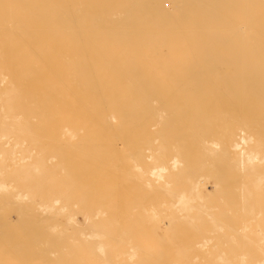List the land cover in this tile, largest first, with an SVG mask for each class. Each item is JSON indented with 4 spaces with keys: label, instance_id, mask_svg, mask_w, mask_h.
Returning <instances> with one entry per match:
<instances>
[{
    "label": "bare ground",
    "instance_id": "bare-ground-1",
    "mask_svg": "<svg viewBox=\"0 0 264 264\" xmlns=\"http://www.w3.org/2000/svg\"><path fill=\"white\" fill-rule=\"evenodd\" d=\"M193 114L206 119L193 126L188 123ZM152 119L157 134L142 141L151 164L142 166L146 157L141 164L135 147L129 154L143 188L154 192L161 182L156 196L149 192L161 200L146 205L155 220L150 219V230L144 224L146 239L158 241L157 227L166 237L179 222V215L164 212L168 208L182 211L196 233L209 215L210 232L226 234L227 245L223 250L213 245L206 264H264V0H0V231L11 226L25 231L14 246L30 248L42 235L36 240L42 258L58 252L56 247L66 249L62 240L73 234L67 225L79 222L75 214L82 212L91 227L82 233L97 239L88 262L124 264L116 261L118 250L108 257L116 238L106 241L105 224L93 219L107 212L109 199L119 198L123 188L118 180L104 186L119 160L116 165L103 152L147 135L156 125ZM196 144L207 157L221 155L207 175L198 176L201 160L186 167L187 190L173 171L190 163L187 153ZM70 149L77 155L67 154ZM227 168L235 178L231 184L221 181ZM207 180L213 190L203 194L199 184ZM212 194L220 202L235 194L241 200H225L224 210L214 216L204 202ZM46 214L49 218L42 217ZM61 214L66 228L58 222ZM221 215L234 221L224 223ZM81 224L75 227L79 234ZM32 229L41 231L28 235ZM56 229L67 233V240H60ZM116 237L119 243L122 238ZM153 240L131 245L128 259L139 255L135 264H152L153 252L166 247ZM209 240L205 235L197 244ZM190 250L178 247V257L187 258Z\"/></svg>",
    "mask_w": 264,
    "mask_h": 264
},
{
    "label": "rangeland",
    "instance_id": "rangeland-1",
    "mask_svg": "<svg viewBox=\"0 0 264 264\" xmlns=\"http://www.w3.org/2000/svg\"><path fill=\"white\" fill-rule=\"evenodd\" d=\"M170 17V16H169ZM171 19V18H170ZM104 20H106L105 18H104ZM178 105V104H177ZM204 105H201V104H198V105H196V107H203ZM217 106H220V105H217ZM229 106H231V105H229ZM204 107H206V105L204 106ZM227 107V106H226ZM232 108V107H231ZM193 116H195V117H193ZM206 115L204 114V115H199V116H197L196 114H193L192 116H190V119L188 120V123L189 124H191V125H193V126H196V125H198V122L200 121V120H204V119H206V117H205ZM199 117V118H198ZM143 117L141 116V119H142ZM192 121H193V123H192ZM151 124H153L154 123V119H152L151 121ZM157 121L155 120V123L154 124H156V125H152V127H151V131H149L148 133H147V135H146V133L145 134H143V135H141V136H138L139 138H136L135 140H132V141H130L129 143H128V145H126V146H124V147H119V148H116V149H118L117 151L115 150V149H113L112 147H106L105 148V152H103L104 154H106V155H108V159H114V162H115V164H116V162L119 160V162H117V164L121 167L122 166V163L124 162V164H123V168L121 167V169L119 170V166L117 165V168L114 170L115 171V173H114V171H113V169H111V172H110V175H109V177L106 179V184H104V186L105 185H107V188H109L110 187V185H109V183L111 184V182H114V183H116V182H118L119 181V186L121 187L122 185V189H120V190H118V194L116 193V195H118L119 196V198L116 196V200H113V198H111V201L113 202H111L110 201V199H109V205H108V210H107V212H105L104 214H100V215H94V216H96V217H93V219H94V221H96L97 222V224H105V231H106V236L104 237L105 238V240L107 241L108 240V242L110 241V240H112L113 239V237L114 238H116V239H113V241H114V245H113V247H112V245L111 244H109V247H110V249H111V252H109L108 253V257H110V259H113V257H115L114 256V254H113V251H115V250H118L119 252H121V255H120V257L118 256L117 257V260L116 261H122V262H124V264H135V263H137L138 262V260L140 259L139 258V255L138 256H134V258H132L131 259V261L129 260L130 259V257H128V249L130 248L131 249V245L132 246H138V245H140L141 246V244H142V241H145V242H148L149 244H150V241L149 240H153V239H150L149 238V235H148V238H149V240L148 239H146L147 238V236H145V233H143V232H145L146 230H148L147 229V227L146 226H148V228L150 227L148 224H151L150 222H151V220L150 219H152V218H150L149 217V215L146 213L147 211H148V208H146V205H147V207L149 206H151V205H153V204H156L159 200H161V199H158V198H156V197H154V195L156 196V194H157V185L158 184H160L161 182H157V183H155L154 185V187H156L155 189L156 190H154V192H153V189L152 190H150V189H148V188H143L142 186V183H141V179H139L140 178V176L138 175L139 173H138V170L137 169H135L134 170V167H132L133 166V162L131 161V160H129V154H131L132 153V151H133V149H134V147L135 148H137L138 149V151H139V160H142V159H144L146 156H144V154H148L149 152L151 153V151H148V150H144L143 151V148H142V146H144V144L142 143V141L144 140V139H146V138H149V137H151V138H154L153 136H156V131H154L155 129V127L156 128H158V126H157V123H156ZM196 122V123H195ZM159 125V124H158ZM153 133H155V135H153ZM150 135V136H149ZM145 136H147V137H145ZM109 137V138H108ZM145 137V138H144ZM202 137V136H201ZM105 138H107L108 140L109 139H112V136L111 135H106L105 136ZM126 138V137H125ZM141 138V139H140ZM140 140V141H139ZM135 143V144H134ZM141 144V145H140ZM138 146V147H137ZM131 147V148H130ZM111 149H113L112 151H111ZM125 149V150H124ZM129 149V150H128ZM142 149V150H141ZM121 150V151H120ZM126 150H128V152H130V153H128ZM194 151H191L190 153H187V160H189L190 161V163H186V164H183V166H181V168H179V169H176V170H174L173 172L175 173V172H177L178 174H174L176 177H180L181 176V180H179V184H180V186L182 187V186H185L186 187V189L188 190V188L189 187H191V185H188L187 184V182L186 181H183V177H184V174H186V172H187V168L186 167H188V166H190L192 163H196L198 160H201L202 161V167H201V165L199 166L198 165V167L200 168V169H202V171H200V173H198L199 175L198 176H200V175H207L208 174V171L214 166V165H216V163L218 162V158H217V156H220L221 155V152H218V151H215V152H212V154L214 155L215 154V156H213V155H210V156H208L207 157V152H205L204 150H202V148H200L197 144L195 145V148L193 149ZM71 151V152H70ZM108 151H110L109 153H106V152H108ZM123 151V152H122ZM146 151V152H145ZM70 152V153H69ZM72 152H74V155H77V151H73V150H69V151H67V154H69V155H73V153ZM118 152H121V154H122V156H121V154L119 153L118 154ZM76 153V154H75ZM114 153V154H113ZM127 154V155H126ZM201 155H203V156H201ZM123 156H124V158L126 159H124L123 158ZM144 156V157H143ZM206 156V157H205ZM213 156V157H212ZM143 157V158H142ZM201 157V158H200ZM120 158V159H119ZM142 158V159H141ZM193 158H194V160H193ZM147 159V160H146ZM145 161H140L141 162V164L143 163V162H145V163H143L142 164V166L143 167H146V165L148 166L149 164H151V159L150 158H145L144 159ZM125 161H127V162H125ZM130 161H131V164H130ZM216 162V163H215ZM149 163V164H148ZM211 163V164H210ZM128 165V166H127ZM129 166H131V167H129ZM184 167V168H183ZM137 168V167H136ZM119 170V171H118ZM124 171V172H126L127 173V170H128V173L127 174H125V173H123V172H120V171ZM126 170V171H125ZM130 170L132 171V172H130ZM179 170H180V172H179ZM120 173V174H119ZM183 173V174H182ZM115 174H118V175H115ZM121 174H122V176H121ZM232 174H233V172H231V169L229 168H227L226 169V175H225V178L224 177H222L221 178V181H222V183H225V184H231L232 182H233V180L235 179V178H232ZM135 177H134V176ZM116 176H117V178H118V176H119V178L117 179L116 178ZM129 177H131V180L133 181H131L130 179H129ZM133 178V179H132ZM127 179H129V180H127ZM137 179V180H136ZM223 179V180H222ZM233 179V180H232ZM118 180V181H117ZM125 180V181H124ZM127 180V181H126ZM136 181V183H135V181ZM229 180V181H228ZM129 181V183H127ZM131 181V182H130ZM139 181H140V183H139ZM125 183V184H121V183ZM207 183V185H205V184H203V183H200L199 184V188H200V190L202 191V193L203 194H206L207 193V191L209 192V193H211V191L213 190L212 188H213V184H212V182L210 181V180H207L206 181ZM132 183V184H131ZM135 183V184H134ZM134 184V185H133ZM187 184V185H186ZM212 184V185H211ZM129 185H131V186H129ZM210 185V186H209ZM126 186H128V187H126ZM136 186V187H135ZM141 186V187H140ZM189 186V187H188ZM208 186V187H207ZM134 187L136 188L135 190H134ZM126 188V189H125ZM128 188V189H127ZM207 188H209V189H207ZM141 189H145V190H143L144 191V194H146V195H143L142 194V192H141ZM210 189H211V191H210ZM123 191H124V193H123ZM139 191V192H138ZM150 191H152V193L154 194V195H151V193L149 194V192ZM127 192H128V195H127ZM140 193V194H139ZM149 195H148V194ZM131 194V195H130ZM237 194H235V197L234 196H232L231 195V198H226V199H222V201L220 202L218 199H215V196H214V194H212L211 196L209 195V196H206V199H204V202L205 203H207V205H209L210 206V209H209V211L211 212V213H213V215L214 216H216V214H218V213H220L222 210H224V207H225V200H226V203H227V201H229L230 203H233L234 201H236L237 203H240V201L239 200H241L240 198H238V197H240L241 195H239L238 194V197L236 196ZM121 196H122V198H121ZM157 196H159V197H164V194H160V195H157ZM135 197H137V198H135ZM145 197V198H144ZM134 198V199H133ZM144 198V199H143ZM213 198V199H212ZM234 198V199H233ZM236 198H237V200H236ZM115 199V198H114ZM122 199V200H121ZM156 199V200H155ZM108 200V199H107ZM107 200H106V202H107ZM131 200V201H130ZM136 200V201H135ZM128 201V202H127ZM139 201V202H138ZM239 201V202H238ZM37 202H39V201H37ZM121 202V203H120ZM123 202V203H122ZM149 202V203H148ZM151 202V203H150ZM210 202V203H209ZM211 202H213V203H211ZM236 202H234L233 204H236ZM115 204V205H114ZM214 205V206H213ZM119 206V207H118ZM143 206V207H142ZM114 207V208H113ZM215 207V208H214ZM125 208V209H124ZM212 208V209H211ZM111 209V210H110ZM119 210V211H118ZM125 210V211H124ZM169 210V211H168ZM168 210H166V211H164V212H167V214H172V212H173V214L171 215V216H173V217H176L177 215H179V218H181V219H178L177 221H179V222H177V224L179 223L180 224V226H179V224L177 225L176 224V226L174 227V229L173 230H170L171 231V233H170V231H168L167 232V234H166V237H165V235H160V234H163L160 230H161V228L159 227H157L156 228V232H158L159 234H158V236H157V238H156V240H158L159 241V238L161 239V238H164V239H162V240H160V242L162 241L163 243L162 244H164V246L166 245V247H158V249L157 250H155L154 252H153V254L154 255H151L150 256V261L152 262V264H159V262L162 260L163 262H165V261H171V262H173V261H178V262H180V264L182 263L183 264V262H185L186 260H188V261H190L191 262V264H206V263H208L209 261H210V257H204V256H206L207 254H209V253H213V252H215V248L213 247V245H215V244H219L220 246H221V250H223L224 249V247H225V245H227V243H226V234H225V236H224V234H222V233H219V235L218 236H215V233H211L210 232V229H211V225H212V217L211 216H207V215H205V216H203L204 218H203V221H202V226H204V227H202L201 229L202 230H200L198 233H196L199 229L192 223V224H189V223H187V221L186 220H184V217L182 216L183 215V213H182V211H180V210H176V209H170V208H168ZM171 210V211H170ZM174 210V211H173ZM176 210V211H175ZM178 211L180 212V214L178 213ZM78 212V211H77ZM119 212V213H118ZM124 212V213H123ZM169 212V213H168ZM81 213V214H80ZM178 213V214H177ZM78 214V215H77ZM111 214V215H110ZM140 214H142V215H140ZM107 215V216H106ZM140 216V218H138L139 216ZM143 215H145V216H143ZM75 216H77V219L78 220H80L81 221V219H82V224L80 223V221L78 222H76V220L74 221V222H76V223H72L71 225H70V223L65 227V224H64V222L66 223V216L64 215V214H61V215H59V217H58V222L60 223V224H62V222H63V224H64V227L67 229V233L69 232V231H72V233L71 232H69V235L70 234H72V235H70L71 237H69L68 238V236H66L67 235V233L64 235V234H62L63 232H61V234L58 232V234H57V231L59 230V229H61L62 231H63V229H62V225L61 226H59L58 227V230L56 229V233H54V234H57L58 235V237L60 236V240H62V238L64 237L65 238V236H66V240H67V238H68V241H65L64 239L62 240V241H64V242H67L68 244H66L65 243V245H69V246H67L68 248H66V249H61L60 251H59V247H56L57 249H58V252H56L55 251V253L54 254H51V255H48V256H46V258L45 257H41V248L40 247H38L37 245H38V243H36V240H38V239H41V238H43V236L42 235H40L38 238L36 237L35 238V243L33 244V245H31L32 247H25V246H14L15 245V241L16 240H20V238L22 239L23 237H24V235L26 234L25 233V231L23 230V229H20V227L19 228H17V227H14V226H11V227H9V228H4V231H0V263H2V264H21V263H23V264H30V262H34L35 264H40L41 262H44V263H49V264H51V263H53L54 261H58L60 264L61 263H71V264H90L89 262H88V260H89V257H88V255H89V248H90V246L92 245V244H95V242L97 241V239L96 238H93L92 236H91V234L89 235V234H87V236H85L84 235V233H82V231L83 232H90L88 229L90 228V230H91V227H90V225L87 223V222H84L83 223V221L86 219V216H85V214H83L82 212H78V213H76L75 214ZM105 216V217H104ZM182 216V217H181ZM223 215H221L220 217H222ZM225 216V215H224ZM42 217L43 218H49L48 217V215L46 214V216L45 215H42ZM41 217V218H42ZM82 217V218H81ZM110 219H109V218ZM36 218H40V216H37ZM81 218V219H80ZM143 218H144V221H143ZM141 219V220H140ZM165 220V219H164ZM182 220V221H181ZM184 220V221H183ZM197 221L196 222H200V220L199 219H196ZM61 221V222H60ZM100 221H103V222H100ZM143 221V222H142ZM150 221V222H149ZM152 221H155L154 219H152ZM168 221V219L166 218V220H165V222H167ZM227 221H234V220H232V217H229L228 215H227V217H222V222H227ZM73 222V221H72ZM110 223V224H109ZM146 223V224H145ZM153 223V222H152ZM77 224L78 225H80L81 224V228H80V226H79V228H80V230H79V232H80V234H81V236H80V234L78 233V228L76 229L75 227L77 226ZM146 226H145V225ZM89 225V226H88ZM164 227L165 226H167V224L166 225H164V223L162 224ZM185 225V226H184ZM117 226H119V228H117ZM178 226V227H177ZM78 227V226H77ZM115 227V228H114ZM186 229H185V228ZM192 227V228H191ZM195 227V228H194ZM15 228V229H14ZM73 228V229H72ZM86 228V229H85ZM191 228V229H190ZM197 228V229H196ZM195 229H196V231H195ZM204 229H206V230H208V231H206V232H204ZM32 230H34V231H28V235H31L32 236V234H36V233H39L41 230L40 229H32ZM110 230V231H109ZM114 230H116V231H114ZM134 230V231H133ZM149 230H150V228H149ZM65 231V230H64ZM175 231H177V232H175ZM182 231H184V232H182ZM227 230H225V232L224 233H227V236L230 234V232H226ZM20 232H21V234H20ZM33 232V233H32ZM49 231L47 230V232H46V234L48 233ZM66 232V231H65ZM85 232V233H86ZM174 234H173V233ZM184 233V234H177V233ZM187 232V233H186ZM188 232H189V234H188ZM50 233H52V232H50ZM208 233V234H207ZM24 234V235H23ZM79 234V236H77ZM144 236H142V235ZM151 234V233H150ZM172 234V235H171ZM37 235V234H36ZM110 235H112V237H110ZM116 235L118 236L119 235V240L121 239V241L119 242V243H116V242H118L117 240V237H116ZM147 235V234H146ZM185 235H187V237L185 236ZM205 235H206V237L207 238H210V240L204 245V246H198V244H197V241L198 240H200V239H202L203 237H205ZM210 235V236H209ZM18 236V237H17ZM46 236V235H45ZM63 236V237H62ZM73 236V237H72ZM75 236H77L76 238H75ZM84 236V237H83ZM109 236V237H108ZM160 236V237H159ZM162 236V237H161ZM203 236V237H202ZM222 237L223 238V240H225V243H224V241H218V239H216L217 237ZM17 237V238H16ZM86 237V238H85ZM89 237H91V238H89ZM153 237V236H152ZM151 237V238H152ZM154 237H156V236H154ZM153 237V238H154ZM190 237V238H189ZM201 237V238H200ZM72 238V240H73V242H72V240H71V242L72 243H70L69 244V242H70V239ZM77 238H79V239H77ZM83 240H85V242H83L81 239ZM109 238H111V239H109ZM145 238V239H144ZM166 238H171V241L172 242H174L173 243V245L170 243V239L168 240V239H166ZM175 238V239H174ZM76 239V240H75ZM177 239V240H176ZM79 240V241H78ZM80 240L82 241V242H80ZM164 240H166V241H164ZM180 240V241H179ZM61 241V242H62ZM154 242H158V241H155V239L153 240ZM152 241V242H153ZM178 241V242H177ZM75 242V243H74ZM77 242V243H76ZM79 242V243H78ZM166 242L167 243H169V245H171V246H169V245H167L166 244ZM177 242V243H176ZM81 243V244H80ZM90 243V244H89ZM61 244V243H60ZM62 244H64L63 242H62ZM61 244V245H62ZM72 244V245H71ZM74 244H76V245H74ZM80 244V245H79ZM135 244V245H134ZM152 244H154V243H152ZM157 244V243H156ZM155 244V245H156ZM162 244H159V242H158V244L157 245H162ZM180 244V245H179ZM195 244H197V245H195ZM86 245H87V247L88 248H86ZM188 246L191 250H190V252L189 253H187L188 255H187V258H184V257H178V247H180V246ZM36 246V247H35ZM72 246V248H74L75 249V251H73L74 249H72V248H69V247H71ZM80 246V247H79ZM82 246V247H81ZM163 246V245H162ZM168 246V247H167ZM34 247V248H33ZM194 247V248H193ZM210 247H211V249H210ZM62 248V247H61ZM207 248H209V249H207ZM56 249V250H57ZM71 251H70V250ZM163 249V250H162ZM166 249V250H165ZM177 249V250H176ZM10 250V251H9ZM36 250V251H35ZM64 250H65V252H64ZM140 247L138 248V251L137 252H140ZM193 250V251H192ZM205 250H206V252H205ZM210 250V251H209ZM69 251V252H68ZM81 251V252H80ZM127 251V252H126ZM174 251H175V253H174ZM34 252V253H33ZM39 252V253H38ZM75 252V253H74ZM78 254H77V253ZM33 253V254H32ZM125 253V254H124ZM126 253H127V255H126ZM163 254V256L160 258L159 257V254ZM204 253V254H203ZM253 253H255V252H253ZM24 254V255H23ZM30 254V255H29ZM33 256H32V255ZM35 254V255H34ZM67 254V255H66ZM75 254V255H74ZM38 255V257H36ZM63 255V256H62ZM70 255V256H69ZM79 255V256H78ZM168 255V256H167ZM68 256V257H67ZM82 256H84V257H82ZM36 257V258H35ZM52 260H51V259ZM92 258V257H91ZM129 258V259H128ZM38 259H39V261H38ZM69 259V260H68ZM97 259V258H96ZM157 259V260H156ZM204 259V260H203ZM23 260H25V261H23ZM63 260V261H62ZM82 260V261H81ZM93 260V259H92ZM135 260V261H134ZM81 261V262H80ZM83 261H85V262H83ZM134 261V262H133ZM157 261V262H156Z\"/></svg>",
    "mask_w": 264,
    "mask_h": 264
}]
</instances>
